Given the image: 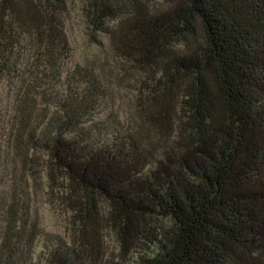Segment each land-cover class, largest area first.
<instances>
[{
  "label": "trees",
  "instance_id": "1",
  "mask_svg": "<svg viewBox=\"0 0 264 264\" xmlns=\"http://www.w3.org/2000/svg\"><path fill=\"white\" fill-rule=\"evenodd\" d=\"M164 1L93 6L147 78L126 123L93 68L67 67L66 0H0V264H112L102 202L120 264H264V0ZM43 189L68 240L41 228Z\"/></svg>",
  "mask_w": 264,
  "mask_h": 264
},
{
  "label": "rangeland",
  "instance_id": "2",
  "mask_svg": "<svg viewBox=\"0 0 264 264\" xmlns=\"http://www.w3.org/2000/svg\"><path fill=\"white\" fill-rule=\"evenodd\" d=\"M67 12L64 16V28L70 44L71 53L67 67L89 66L93 68L107 90L108 103L103 116L109 112L117 113L126 123H137V107L143 94L145 75L113 51L110 37L104 31H98L92 21L93 6L96 0H66ZM129 0H121L128 2ZM154 7L165 5L164 0H147ZM114 26L115 22H109ZM198 41L203 44L204 32L196 25ZM182 47V46H180ZM143 98V97H142ZM141 98V99H142ZM46 183V181H43ZM47 190L35 194L34 210L39 216L41 228L45 233L58 235L66 240L72 234V211L60 200V194ZM104 225L101 228L103 248L108 259L120 264V242L116 231L111 226L109 206L101 203ZM163 223L170 225L168 220ZM158 224H161L158 221ZM133 262L136 261L135 257Z\"/></svg>",
  "mask_w": 264,
  "mask_h": 264
}]
</instances>
